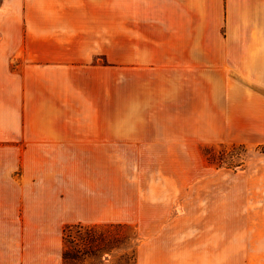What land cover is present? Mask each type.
Here are the masks:
<instances>
[{
    "label": "crops",
    "instance_id": "obj_1",
    "mask_svg": "<svg viewBox=\"0 0 264 264\" xmlns=\"http://www.w3.org/2000/svg\"><path fill=\"white\" fill-rule=\"evenodd\" d=\"M108 64L151 66L165 107L236 97L264 83V0H2L0 264H63L67 224L133 227L137 264H264V219L229 203L152 216L150 173L124 165L150 127L70 120L76 67Z\"/></svg>",
    "mask_w": 264,
    "mask_h": 264
},
{
    "label": "rangeland",
    "instance_id": "obj_2",
    "mask_svg": "<svg viewBox=\"0 0 264 264\" xmlns=\"http://www.w3.org/2000/svg\"><path fill=\"white\" fill-rule=\"evenodd\" d=\"M76 68L77 92L86 98H76L70 120L150 127V144L132 141L136 149L125 155L124 165L141 176L150 173L151 203L165 204L152 216H179L187 202H219L235 207L237 216L264 219V83H236V97H204L197 104L177 99L165 107L163 98H151V66ZM191 125L199 128H186ZM13 216H26L25 210ZM123 231L137 244L133 227ZM84 264L127 261L117 250L112 258L90 257Z\"/></svg>",
    "mask_w": 264,
    "mask_h": 264
},
{
    "label": "trees",
    "instance_id": "obj_3",
    "mask_svg": "<svg viewBox=\"0 0 264 264\" xmlns=\"http://www.w3.org/2000/svg\"><path fill=\"white\" fill-rule=\"evenodd\" d=\"M124 225L111 228L97 226L69 225L63 230V264L77 262L84 264L90 257L109 258L117 250L125 252L127 264H137V244L123 231Z\"/></svg>",
    "mask_w": 264,
    "mask_h": 264
}]
</instances>
